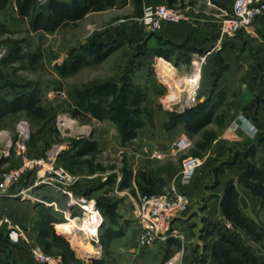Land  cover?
I'll return each instance as SVG.
<instances>
[{"label": "rangeland", "instance_id": "374dc122", "mask_svg": "<svg viewBox=\"0 0 264 264\" xmlns=\"http://www.w3.org/2000/svg\"><path fill=\"white\" fill-rule=\"evenodd\" d=\"M36 2L38 8L48 4L45 0ZM128 5L109 9L113 11L95 16L90 24L85 21L52 33L30 30L27 22L19 17L14 3H10L0 15L8 30V33L0 34V94H11L17 90L26 92L38 87L42 92V106L54 118L52 124L45 128L40 147L33 150L37 146L29 145L31 136L43 126V121L29 119L24 112L9 116L0 125V155L7 153L15 167H19L28 157H54L58 160L60 154L75 150L83 140L97 141L100 153L95 158V165L102 166L104 171L91 175L86 168L72 169L78 177L75 189L78 194H88L91 200L101 205L104 214H110L113 219H107L104 224L117 230L123 224L122 211L134 208L130 203L133 192L118 189L123 168L126 165L133 171L148 168L156 175L166 171L171 175L170 182L161 181L164 189L169 190L179 183L184 158L196 157L193 152L203 133L187 136L180 123L181 116L198 106L184 107L183 77L191 70L177 71L173 63L164 59L174 67L176 76L170 78L165 74V63H159L155 50L160 47L166 50L169 46L159 40L150 45L149 32L138 21L131 20L134 12ZM122 20L126 22L120 23ZM15 41H24V54H31L36 60L27 58L5 68L3 61ZM119 41L123 42V47L102 63L85 67L72 76L59 74V67L73 50L88 53L100 42L116 44ZM206 62L212 64L206 72L209 83L205 82L212 90L218 85L228 63L218 53L206 56L204 64ZM136 89H141L146 96L142 104V126L134 141L124 143L122 123L130 116V109L122 106L121 100ZM93 92L97 95L91 99L88 96ZM103 99L107 101L105 105L99 103ZM223 111L220 109L219 114ZM22 130L24 134L20 133ZM221 132L219 130V134ZM184 135L191 139V146L184 152H176L174 144ZM213 145L198 158L205 159L212 152ZM143 151L145 154L140 155ZM227 152L225 156L208 157L207 163L200 166L191 184L193 205L174 225L182 239L172 237L170 245L168 240L152 248H139L135 243L136 237L126 230L122 238L108 247L88 239L86 242L99 251L88 258L74 244L72 234L65 233L76 259L69 264H90L95 260H103L105 264H211L209 248L213 241L222 237L253 257L263 254L262 245L234 230L220 214L219 206L214 207V204L232 174L229 171L237 172L234 181L243 193L242 210L256 229L264 233V213L255 203L264 197V154L254 144L232 146ZM160 153L164 154L163 158L156 159ZM28 172L15 186L20 192L30 185L33 175H28ZM34 175L37 177L36 171ZM19 199L22 203L27 202L23 195ZM51 255L63 259L58 249H54Z\"/></svg>", "mask_w": 264, "mask_h": 264}, {"label": "trees", "instance_id": "16d2710c", "mask_svg": "<svg viewBox=\"0 0 264 264\" xmlns=\"http://www.w3.org/2000/svg\"><path fill=\"white\" fill-rule=\"evenodd\" d=\"M167 1L168 7H177L178 0ZM130 2L135 6L134 15H140V10L143 8V0H124V2L123 0H50L44 8H38L36 0H0V15L10 3H15L19 17L27 22L30 30L33 32L52 33L63 27L77 25L90 13L119 8L121 5L125 6ZM6 33H8V30L0 20V34ZM23 44L24 41L12 42L8 56L3 61L5 68L13 67L16 63H22L27 58L36 60L33 55L24 54ZM164 45H168L169 48L166 50L162 47L157 48L155 50L156 57L173 62L176 67L182 63L186 65L191 64V56L180 52L182 47L172 43H165ZM122 47L123 42L121 41L116 42V44L100 42L88 53L73 50L68 59L59 67V74L61 76L75 75L85 67L102 63ZM176 54L177 59L173 61L172 56ZM161 62L167 63L165 61ZM96 93L93 92L88 97L94 99V96L97 95ZM145 100V93L141 89H136L132 95H126L121 100L122 106L130 109V116L124 118L122 123L124 143H130L137 138L138 130L142 126V104ZM222 101L223 94H220L215 102L207 100L199 104L196 108L188 110L180 117V123H182L181 125L187 136L197 135L203 132L201 140L197 142L193 152L196 157H201L203 153L208 151L214 141L219 137V130L221 131L225 128L224 120L228 110L225 109L219 114ZM106 102L103 99L99 103L105 105ZM21 112H24L29 119H37L44 123L38 132L31 136L29 145L34 148L42 141L45 128L52 124L54 120L42 106V92L38 87L26 92L17 90L11 94H0V123L7 116L17 115ZM213 121L216 123L218 131H204ZM253 150L255 151L256 148L254 147ZM99 153L100 148L97 141L89 139L83 140L81 145L75 150L60 154L58 163L70 171L76 168H86L91 175H94L104 171L102 166L95 165V158ZM246 156L249 155L246 154ZM122 173L123 180L120 186L121 189L131 188L132 182L135 179L142 195L152 196L155 195L158 187L163 186V182L157 179L153 170L138 171L135 174L132 168L126 165ZM82 195L89 197L85 193H82ZM241 203L240 192L237 189L235 181L231 180L226 184L221 195L219 205L221 215L233 226L234 230L240 232L253 242L261 244L264 249V233L257 230L255 225L244 215ZM97 205L104 216L105 223L107 219L110 221L113 220L110 214H104L101 205ZM260 210L264 213V197L261 200ZM64 224L65 221L62 218L60 220L57 219L56 215L52 214L47 208H44L40 211L35 223V229L38 232L37 242L42 245L44 251L51 255L54 249L60 250L64 263L69 264V262L75 261L76 259L75 252L66 240L68 234L63 230ZM56 225H58L56 227L57 231L64 237L57 234L55 230ZM67 229L65 228L66 231ZM123 235L122 230H117L113 226L104 224L101 229L100 243L103 247H108L112 241L122 238ZM172 241L173 239L169 240L168 244H172ZM208 258L211 264H264V252L259 256L253 257L248 251L233 245L228 238L224 237L213 241L209 248ZM90 264H105V262L103 260H95Z\"/></svg>", "mask_w": 264, "mask_h": 264}, {"label": "crops", "instance_id": "0c3cea01", "mask_svg": "<svg viewBox=\"0 0 264 264\" xmlns=\"http://www.w3.org/2000/svg\"><path fill=\"white\" fill-rule=\"evenodd\" d=\"M234 3L235 0H178L176 6L186 7L185 9L187 10L188 19L180 24H166L160 32H149L151 39H149L150 45H153L156 40H159L162 44L172 43L182 47L180 50L181 53H186L191 56V64L186 65L182 63L177 66V71L185 70L187 68L191 70L193 60L201 54L210 57L213 53H218L228 63V68L219 79L218 85L212 90H209L208 86H206V83H209V80H206V72L207 69H211L212 64L211 62H206V64L202 67V79L198 95V105L207 100L215 102L220 94H223V101L220 109L228 110L224 120L225 128L219 134L217 140L214 141L212 152L208 153V156L202 160V165L207 163L208 157L220 156L222 154L225 156L228 148L232 146L254 144L264 154V16L258 18L251 27L242 30L236 38L224 39L220 35V25L224 18L232 16ZM151 5L168 6V1L143 0V8L140 10L141 14L138 16L133 14V19L131 20L138 21L143 27L141 18L143 17L144 9L145 7ZM128 8H131L135 13V6L133 3L130 2ZM112 11L113 10H107L103 12L90 13L78 24L85 21L90 24L91 20H93L95 16L105 15ZM177 54L172 56L173 61L177 59ZM158 59L160 60L159 63L164 61L163 58L158 57ZM171 63L173 62H170V64ZM240 116L249 119L256 127L258 133L255 138H250L243 132H240L235 138L226 137L225 132L228 127L236 122ZM8 117L9 116L5 119ZM4 120H2L0 125ZM207 130L218 131V127L213 121L204 129V131ZM40 145L41 142H39L37 144V148L33 150H38ZM143 154H145L144 151L140 153V155ZM39 157L40 156H32L28 157V159L30 160ZM12 161L11 156L0 155V183L2 174L15 168ZM143 170L141 169L138 171ZM146 170L149 169L146 168ZM198 170L194 175L193 181L198 174ZM138 171H134V173L136 174ZM229 172L232 174L229 175V178L225 181L223 190L229 181L235 180L237 177V172L233 170H230ZM30 174L33 176L27 189L33 188L31 190L32 197H26L27 202L22 203L19 199L22 196L20 195L21 192L18 191L15 186L11 187L6 193H0V218H10L16 226L22 228L26 232L28 237H32L37 241L38 232L35 229V223L42 209L47 208L52 212V214L56 215L57 219L60 220L62 218L64 221L68 220L69 222L71 221V216L78 217L80 216V212L78 210L70 212L68 208H66L65 204L59 200L57 194L52 192L51 189L42 186L34 187L37 177L34 175L35 172L33 171H29L28 175ZM161 174L162 175H156L155 173L157 179H160L165 183L170 182L169 177L171 175L168 172L163 171ZM122 180L123 175L119 178L117 183L118 189L120 191L131 190L133 192L134 195L130 197L132 200L130 203L134 208L132 210L126 209V212L122 211L124 214H120L123 220L120 230L123 231V234L126 230H129V233H133V236L136 237L140 232V225L134 214L137 206V200L135 198L138 199V196L142 195V193L138 189L135 179L132 182L131 188L121 189L120 186ZM143 185L146 186L144 183ZM164 190L163 186L158 187L155 195L162 194ZM189 192L193 198L192 186L189 187ZM240 195L242 199L243 193L240 192ZM40 201H45L47 203H57L58 201L56 206L60 211H55L54 208L48 207ZM217 201L218 202H216L217 204H214V207H218L220 205L221 196L217 198ZM255 203L260 208L261 199L258 198ZM185 213L180 214L173 219L174 225L177 224V219H180ZM58 225L55 226L57 234H59L56 228ZM65 228L67 229L66 226ZM5 230V227H3L0 233V264H34L35 262L28 251V245L26 243H22L19 246L9 245L5 236ZM63 230L66 232L64 228ZM67 232V234L70 233L68 229Z\"/></svg>", "mask_w": 264, "mask_h": 264}, {"label": "built area", "instance_id": "2783aa9c", "mask_svg": "<svg viewBox=\"0 0 264 264\" xmlns=\"http://www.w3.org/2000/svg\"><path fill=\"white\" fill-rule=\"evenodd\" d=\"M45 1L49 2L50 0ZM262 16H264V0H235L232 16H227L221 22L220 35L224 39H234L242 30L251 27ZM187 19L186 9L170 8L167 5H151L145 7L141 22L146 31L157 33L166 24H180ZM125 22L126 20H122L120 23ZM205 61L206 56H197L192 62L191 71L183 77L184 107L186 108H194L199 103L198 95L201 86L202 67ZM240 132L250 138H255L258 130L249 119L240 116L236 122L228 127L225 135L227 138H235ZM20 133L24 134V131L22 130ZM190 146L191 140L187 136H181L176 140L174 149L176 152H184ZM7 155V153H4V156ZM163 155L160 153L155 157L156 159H162ZM201 165L202 160L198 157H186L182 162V171L177 186H173L169 190L166 189L159 195L138 196L134 214L140 225V232L135 240L139 248H152L155 244L167 242L172 237L183 238L179 230L174 226L173 219L187 212L191 207L192 196L189 192V187ZM28 171L37 172V180L34 187L42 186L51 189L70 212L74 210L80 212V216H71L70 218L87 219L89 227H92V229L87 231L88 239L98 244L100 242L101 229L105 222L104 216L95 201L85 195L76 193L75 187L78 177L74 172L59 164L56 158L39 157L30 160L27 158L23 165L2 174L0 193H6L11 187L20 184ZM32 189L23 190L20 195L32 197ZM40 202L54 208L55 211L59 210L56 206L58 201L57 203ZM93 218H95L94 221ZM3 227L6 229L7 243L11 246H19L22 243H26L29 248L28 251L36 263L64 264L60 256L47 254L42 245L34 238L28 237L26 232L16 226L10 218H0V233Z\"/></svg>", "mask_w": 264, "mask_h": 264}, {"label": "bare ground", "instance_id": "6f19581e", "mask_svg": "<svg viewBox=\"0 0 264 264\" xmlns=\"http://www.w3.org/2000/svg\"><path fill=\"white\" fill-rule=\"evenodd\" d=\"M164 70H165V74L168 77L174 78L176 76L175 69H174V67H172V65L165 63ZM70 220H72V221H70V223H69V221L65 222L63 228L65 229V226L66 227L68 226V230L73 236V239L75 242L74 244L78 245L79 248H81L85 257L90 258L93 255L98 254L99 251L95 247H93L90 243L86 242L88 240L87 231L89 229H92V227H89V222L87 221V219L81 220L80 218H75V219H70ZM90 220H91V218H90ZM94 220H95V218H93V221Z\"/></svg>", "mask_w": 264, "mask_h": 264}]
</instances>
